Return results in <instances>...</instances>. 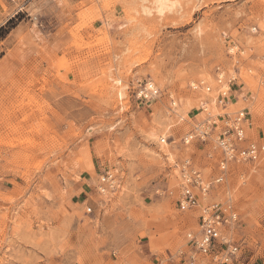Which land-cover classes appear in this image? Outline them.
<instances>
[{"label": "rangeland", "instance_id": "374dc122", "mask_svg": "<svg viewBox=\"0 0 264 264\" xmlns=\"http://www.w3.org/2000/svg\"><path fill=\"white\" fill-rule=\"evenodd\" d=\"M180 3L160 17L150 0H0V264H189L202 205L229 196L231 264L264 262V156L230 161L185 210L177 166L220 173L213 140L184 142L212 113L247 107L264 142V0ZM219 72L227 108L193 86ZM195 98L183 120L169 110Z\"/></svg>", "mask_w": 264, "mask_h": 264}, {"label": "built area", "instance_id": "2783aa9c", "mask_svg": "<svg viewBox=\"0 0 264 264\" xmlns=\"http://www.w3.org/2000/svg\"><path fill=\"white\" fill-rule=\"evenodd\" d=\"M198 87L199 85L196 84L195 88ZM155 89L158 93V88ZM149 91L154 92V89L149 88ZM227 91L229 89L221 90L218 95L217 104L220 107L227 106L229 100ZM142 94L147 97L145 93ZM205 110L208 111L206 108ZM250 121L247 107L238 109L233 114L212 113L184 136L185 143H190L195 138L201 142L213 140L215 149L221 151V156L218 162L220 173L212 179L207 178L191 158L185 159L182 165L177 164L182 166L179 203L183 210L202 205L201 198L208 195L215 183L222 182L230 161H257L264 156V142L247 136ZM234 222H239V214L231 196L224 202L212 201L202 205L198 217V229L187 233L190 248L189 264H195V252L209 254L220 264H231L237 257L239 246L224 233V230L227 225Z\"/></svg>", "mask_w": 264, "mask_h": 264}, {"label": "bare ground", "instance_id": "6f19581e", "mask_svg": "<svg viewBox=\"0 0 264 264\" xmlns=\"http://www.w3.org/2000/svg\"><path fill=\"white\" fill-rule=\"evenodd\" d=\"M179 3H180V0H150V4L149 5H144V11L146 13H148V14H151V13L155 12L158 16L161 17V16H164L168 11H171V10L177 8L178 7L177 5ZM231 73H232L231 74L232 75V79H235L236 78L235 73H233V72H231ZM219 78H221V79H219ZM232 79H230V80H232ZM215 81L216 82L212 81V83L214 84V87H212L211 85H206L205 81H202L200 84H198V85H202L203 86L202 88H204V90H206V93L208 94V99L212 100L214 103L217 102V98H218V95H219L221 90H223V91L228 90V89H229V91L231 90V84L228 83L230 81L226 82L224 80V75H223L222 72H219L218 77L216 78ZM195 85L196 84H193L194 87H195ZM149 88H153L154 92H156V93L153 94L154 92H150ZM155 88L156 87H155L154 82L150 81L147 84V86L145 87V89L142 90V93H145L146 96L149 97V99H150L153 96L158 94L157 90ZM208 88H209V90H207ZM229 91H227V95H228V98H229V100L227 102V105L228 104L231 105V103L233 101L232 100L233 97H231V99H230ZM119 95L122 96L123 92L120 91ZM200 99L201 98H197V99L195 98L194 101L191 100V99L190 100L188 99V100L183 102L182 106H180L179 102H177L176 100L173 99V100H171V105L172 106H170L169 110L172 112V115H174L175 117H178V118L183 120L185 118L184 116H190L189 115L190 109L195 107L200 102ZM238 100H240V99H238ZM209 103H210V101L205 102V105H206L205 108L206 109H208ZM199 107H200V104H198L197 108H199ZM222 108H224V107H222ZM254 112H255V110H254ZM256 112L259 113V109L257 107H256ZM229 113H231V111H229ZM149 134L151 135V137L159 139L161 149H163L169 156L173 155L170 152L169 148H168L169 144L166 141L164 134L158 136L157 132H155L154 130L150 131ZM197 253H201V252H195L194 253V257L195 258H196ZM202 254H204V253H202Z\"/></svg>", "mask_w": 264, "mask_h": 264}, {"label": "crops", "instance_id": "0c3cea01", "mask_svg": "<svg viewBox=\"0 0 264 264\" xmlns=\"http://www.w3.org/2000/svg\"><path fill=\"white\" fill-rule=\"evenodd\" d=\"M233 100V99H232ZM250 263V262H249ZM258 264H264V262L263 263H258Z\"/></svg>", "mask_w": 264, "mask_h": 264}, {"label": "trees", "instance_id": "16d2710c", "mask_svg": "<svg viewBox=\"0 0 264 264\" xmlns=\"http://www.w3.org/2000/svg\"><path fill=\"white\" fill-rule=\"evenodd\" d=\"M1 30V29H0Z\"/></svg>", "mask_w": 264, "mask_h": 264}]
</instances>
